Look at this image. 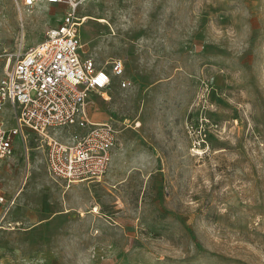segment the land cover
Here are the masks:
<instances>
[{"label": "rangeland", "instance_id": "374dc122", "mask_svg": "<svg viewBox=\"0 0 264 264\" xmlns=\"http://www.w3.org/2000/svg\"><path fill=\"white\" fill-rule=\"evenodd\" d=\"M40 6L0 0V76L61 21ZM79 14L84 51L107 70L124 60L86 106L117 129L111 163L66 186L33 134L27 152L16 139L0 264H264V0H87Z\"/></svg>", "mask_w": 264, "mask_h": 264}, {"label": "built area", "instance_id": "2783aa9c", "mask_svg": "<svg viewBox=\"0 0 264 264\" xmlns=\"http://www.w3.org/2000/svg\"><path fill=\"white\" fill-rule=\"evenodd\" d=\"M87 0H16L23 12L39 4L63 8L62 19L48 27L42 39L7 58L0 76V187L3 167L15 153V140L24 143L33 134L44 153L48 176L66 186L99 180L109 168L117 129L110 120L95 121L87 113L91 94L103 92L112 75H121L124 60L110 59L107 70L84 51L79 28ZM126 82L123 80L122 85ZM105 94V92L103 93ZM8 104L12 124L6 125L2 110ZM0 191V221L16 203Z\"/></svg>", "mask_w": 264, "mask_h": 264}, {"label": "crops", "instance_id": "0c3cea01", "mask_svg": "<svg viewBox=\"0 0 264 264\" xmlns=\"http://www.w3.org/2000/svg\"><path fill=\"white\" fill-rule=\"evenodd\" d=\"M41 4H39V5H37V6H39V7H41L40 6ZM15 147H16V144H15ZM15 154V153H14ZM7 165V162L5 163V165H4V167H3V175H4V169H5V166ZM0 191L2 192V189H1V187H0ZM3 193V192H2ZM4 194V193H3ZM5 195V194H4ZM6 196V195H5Z\"/></svg>", "mask_w": 264, "mask_h": 264}, {"label": "bare ground", "instance_id": "6f19581e", "mask_svg": "<svg viewBox=\"0 0 264 264\" xmlns=\"http://www.w3.org/2000/svg\"><path fill=\"white\" fill-rule=\"evenodd\" d=\"M85 17H84V21L86 20V19H89L90 18V16L89 15H84Z\"/></svg>", "mask_w": 264, "mask_h": 264}]
</instances>
